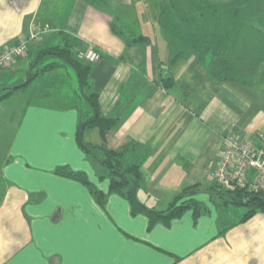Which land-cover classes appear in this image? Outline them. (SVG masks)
Wrapping results in <instances>:
<instances>
[{"label": "crops", "instance_id": "0c3cea01", "mask_svg": "<svg viewBox=\"0 0 264 264\" xmlns=\"http://www.w3.org/2000/svg\"><path fill=\"white\" fill-rule=\"evenodd\" d=\"M64 2L0 0V54L36 27L46 32L15 62L30 56L32 43L60 41V30L78 38L101 55L92 90L102 116L116 124L105 136L98 127L83 130L84 143L88 129L97 138L85 150L80 123L94 114L83 121L76 102L22 110L10 159L0 166V264H264V212L233 220V203L212 189L225 136L264 147V62L245 84L211 70L244 31L264 37V0ZM46 34L52 37L38 41ZM105 150H125L123 167H138V204L111 191ZM194 185L198 193L179 204L193 199L199 209L152 213Z\"/></svg>", "mask_w": 264, "mask_h": 264}, {"label": "trees", "instance_id": "16d2710c", "mask_svg": "<svg viewBox=\"0 0 264 264\" xmlns=\"http://www.w3.org/2000/svg\"><path fill=\"white\" fill-rule=\"evenodd\" d=\"M47 27V26H46ZM117 32V31H116ZM58 35L61 37L60 43L57 46L48 48L47 50H41L37 56L36 61L31 65L32 69L29 71L28 80L26 83H22L18 86L11 88H3L0 90V102L11 95L17 89L28 86L35 77L46 72H55L59 67L64 66L60 63H48L42 68H39L38 72L35 73L33 70L35 67L39 66L43 58L47 55H56L60 57L66 64L71 65L76 73L78 74V79L81 84L82 95L87 99V101L92 106L94 115L87 122H81L79 127V140L83 149L89 150V148L95 147L91 144H86L83 142L82 133L86 128H99L102 135H106L116 124V120L113 118H108L102 116L100 112L98 94L92 90V83L90 74L93 69L94 63H90L86 60L80 58V53L85 52L87 47L78 38L67 34L65 31L60 30ZM262 33L256 30L244 31L242 35L238 38V45L236 49L230 53L219 56L211 65V70L213 76L224 79L233 78L242 83H249L252 81L255 72L261 68L264 62V37ZM145 39V37L140 36L135 40L128 41V44L132 45L135 42H139ZM27 55H29L27 53ZM11 67V66H10ZM8 67V68H10ZM4 68V69H8ZM174 81L172 77L164 79V86L166 88H171ZM126 151H106V158L103 160L102 165L112 173L111 176V191L119 193L131 199L132 202L138 204L136 199V187L139 186V180L141 176L138 172V167L128 168L123 167V162L119 159L124 155ZM127 173H133L135 176L133 181L128 179ZM63 174L71 176L76 179H81L84 182L91 185L88 182L86 176L82 172H74L68 168L63 169ZM212 189L215 194L226 197V203H237L241 205L246 199H250L248 207L250 210L246 213L242 221L250 219L253 215L259 211L264 212V193L258 195H243L239 191H228L223 190L222 187L215 184ZM198 193L197 185L191 186L185 190L184 193L180 194L173 205L165 212H152L155 215L163 216L165 218H172L180 215L183 211L188 208L199 209L197 202L193 199L186 200L182 203L181 200L192 197L194 194ZM231 198L235 200L232 201ZM96 196L99 198L102 196L96 192Z\"/></svg>", "mask_w": 264, "mask_h": 264}, {"label": "rangeland", "instance_id": "374dc122", "mask_svg": "<svg viewBox=\"0 0 264 264\" xmlns=\"http://www.w3.org/2000/svg\"><path fill=\"white\" fill-rule=\"evenodd\" d=\"M69 1L70 0L64 2L65 5H71ZM69 10L70 9H68V12ZM48 37L52 36L49 34L43 35L38 39V41ZM59 42L60 41L58 39L54 40L51 38L49 45H47V43H39V45L33 46L32 43L30 45L31 53L28 58L24 59L20 63H13L11 68L0 69V90L26 83L28 80V72L30 69H32L31 65L34 61H36L40 50H47L50 47L57 46ZM55 62L64 66L59 67L55 72L53 71L40 74L39 76L35 77L28 86L16 90L13 92V95L10 98H7L1 102L0 166H2L7 159H10V146L17 128V121L21 119L22 110L27 107L28 103L43 106L65 107L76 102L78 107L82 109L83 121H86L92 114H94L90 103L82 95L78 74L71 65L66 64L60 57L56 55L45 56L41 64L35 67L33 71L37 73L39 68H42L48 63ZM88 132H90L89 129L86 132L84 140L86 143L97 140L96 135H93V138H90V136L87 135ZM96 143L97 142H95V144ZM3 190H5V183L0 177V201L4 199ZM223 190L225 189L223 188ZM227 208L229 209V213L232 215L231 218L233 220H236V216L243 214L245 215L250 210V208L245 205L241 206L230 204ZM219 211H221L222 214H225L226 212L224 208L222 210L220 209Z\"/></svg>", "mask_w": 264, "mask_h": 264}, {"label": "built area", "instance_id": "2783aa9c", "mask_svg": "<svg viewBox=\"0 0 264 264\" xmlns=\"http://www.w3.org/2000/svg\"><path fill=\"white\" fill-rule=\"evenodd\" d=\"M45 32V28L36 27L28 39L22 38L16 46L6 48L0 54V69L8 68L16 59L25 57L29 43ZM80 58L98 62L101 55L96 49L88 48L80 53ZM223 140L220 159L212 172L214 182L228 191H239L247 196L264 193V147L254 149L233 135H227Z\"/></svg>", "mask_w": 264, "mask_h": 264}, {"label": "water", "instance_id": "95a60500", "mask_svg": "<svg viewBox=\"0 0 264 264\" xmlns=\"http://www.w3.org/2000/svg\"><path fill=\"white\" fill-rule=\"evenodd\" d=\"M224 195L228 196L227 194H224ZM228 197H229L232 201L235 200L234 198H231L230 196H228ZM249 202H250V199H246V200H244V201L242 202V205L247 206Z\"/></svg>", "mask_w": 264, "mask_h": 264}]
</instances>
